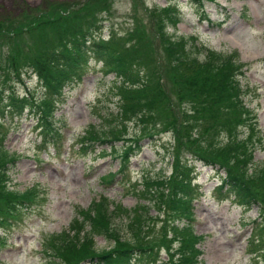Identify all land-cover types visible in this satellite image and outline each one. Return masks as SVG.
Segmentation results:
<instances>
[{
    "label": "rangeland",
    "instance_id": "374dc122",
    "mask_svg": "<svg viewBox=\"0 0 264 264\" xmlns=\"http://www.w3.org/2000/svg\"><path fill=\"white\" fill-rule=\"evenodd\" d=\"M91 1L100 6L105 0H0V24L3 19L16 20L17 25L29 20L35 22V17L30 15L33 8L38 14L55 17L60 12L64 14V9L72 12ZM171 2L176 15L173 22L168 23L167 32L172 37L183 38L192 55L203 60L205 48L222 54L234 51L238 54L233 63L234 78L239 82L247 116H243L242 123L234 130L241 138L253 127L250 144L254 149L253 163L247 172L255 175L264 163V0ZM107 4L108 10L95 16L88 33L95 40L109 42L120 53L130 54V65L139 76L146 74L149 82L160 81L165 88L173 89L172 82L163 74L166 54L155 29L162 25V17H152L154 9L165 8L166 0H107ZM10 38L18 48L16 58L19 60L37 51L38 46L46 48L59 43L57 32L50 27L17 37L12 34ZM9 45L12 46L11 40L0 45V53L10 51ZM7 71L10 78L0 89L2 95L24 96L28 105L20 113L22 116L9 114L1 119L4 124L0 126V142L13 157L3 171H7L10 178L9 190L24 192L31 188L34 196L31 202H17L16 214L0 218V264L60 262L59 258L51 257L52 235L67 231L71 225L81 228L74 220L81 219L82 210L98 202V198L110 208L121 205L133 209L138 203H146L140 195L145 188L141 184L143 178L160 181L163 174L169 176L176 155L180 163L187 164V175L195 178L192 184L197 193L189 207V221L198 237V264H264V234L252 224L255 218L264 222L263 206L237 205L233 196L219 187L221 178L226 177L225 169L205 163L183 146L176 149L171 130L156 131L148 124L150 131L156 132L148 138L132 115L123 117L119 104L127 88H120L113 73L92 61L83 81L74 82L66 89L64 101L54 113V125L58 127V134H62L64 145L57 146V152L54 149L44 152L38 146L40 125L35 112L42 90L38 78L23 65H19L15 74L11 68ZM169 97L175 108L177 95L171 91ZM4 104L3 101L1 105ZM116 117L124 122L125 136L132 138L137 147L120 151L126 146L115 141L112 146L96 148L93 153L79 149L77 138L88 126L100 129L109 122L114 123ZM196 129L190 133L194 135ZM217 130L208 133L215 144L222 145L228 136ZM104 149L107 155L103 154ZM112 174L113 178L108 181L105 177ZM155 214L156 209L151 207L149 215ZM113 222L122 229L126 218L116 215ZM94 240L99 249L111 248V242L101 235H96ZM176 246L175 241L173 248ZM159 253L165 261L164 249L160 248Z\"/></svg>",
    "mask_w": 264,
    "mask_h": 264
},
{
    "label": "trees",
    "instance_id": "16d2710c",
    "mask_svg": "<svg viewBox=\"0 0 264 264\" xmlns=\"http://www.w3.org/2000/svg\"><path fill=\"white\" fill-rule=\"evenodd\" d=\"M107 10V0L100 6L91 1L72 12L64 9V14L60 12L55 17L47 13L38 14L39 11L33 8L30 15L35 17V22L29 20L17 25L16 20L3 19L4 22L0 24V45L5 41L12 42L10 51L0 53V89L10 78L7 68H11L15 74L19 65H23L26 70L36 73L43 86L35 103L43 148L59 143L53 114L64 101L66 88L82 81L93 61L99 63L104 71L113 73L120 88H127L119 104L123 117L132 115L148 137L156 133L150 131L148 124L156 131L171 130L176 149L183 146L205 163L225 169L226 177L222 178L221 189L225 188L239 204L250 206L257 203L263 206L264 211V163L255 175L247 172L253 163L254 149L250 145L253 127L241 138L234 130L242 123L243 116H247L239 82L234 78L233 63L237 61V52L222 54L205 49L203 60L192 55L183 38L172 37L167 32L168 23H172L176 15L168 2L165 8L152 11V17H162L160 28L155 27L167 60L166 72L162 73L173 84V89L165 88L160 81L152 83L146 74L139 76L138 72L135 73L130 65V54H122L109 42L95 40L88 33L95 16ZM47 24L57 32L59 43L46 48L38 46L37 51L21 60L17 59L18 48L11 35L17 37L19 34L40 32L47 28L44 27ZM171 91L178 99L175 108L169 97ZM3 101L6 104L1 105ZM27 105L24 96H3L0 91V118L9 114L17 116ZM114 121L116 123L109 122L101 129L95 126L87 129L79 141L81 149H90L95 143L110 146L115 141H122L126 147L120 151L123 148L132 151L136 142L125 136V124L119 121V117ZM2 124L0 121V126ZM187 126L189 129H186ZM217 128V132L224 131L228 136L222 145L215 144L208 133L215 132ZM192 129H196L194 135L190 133ZM12 160L13 157L0 142L1 219L16 214L14 206L17 202H31L34 196L31 188L24 192L9 190L10 178L3 170ZM186 166L180 163L176 155L169 176H163L160 181H151L152 177L147 176L143 178L145 188L140 195L146 203H138L137 208L129 209L121 205L110 208L107 202H92L82 210V218L78 217L73 222L81 225V228L71 225L67 231L51 236V257L59 258L60 262L49 260L46 264H198V237L189 221V207L197 188L192 184L194 177L187 175ZM151 207L156 209L154 216L149 215ZM116 215L125 216L124 228L115 226L113 217ZM257 228L264 234L263 221L257 224ZM96 235L109 240L111 248H97ZM175 241L178 246L173 248ZM160 248L166 253L165 261L161 259Z\"/></svg>",
    "mask_w": 264,
    "mask_h": 264
}]
</instances>
